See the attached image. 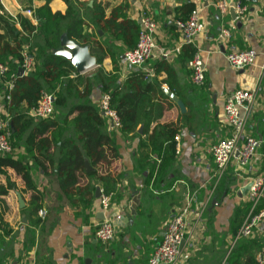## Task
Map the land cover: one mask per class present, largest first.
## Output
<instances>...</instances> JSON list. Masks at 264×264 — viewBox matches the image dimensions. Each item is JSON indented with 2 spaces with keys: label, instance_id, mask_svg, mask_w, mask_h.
<instances>
[{
  "label": "crops",
  "instance_id": "crops-1",
  "mask_svg": "<svg viewBox=\"0 0 264 264\" xmlns=\"http://www.w3.org/2000/svg\"><path fill=\"white\" fill-rule=\"evenodd\" d=\"M2 1V10L11 18L25 16L34 25L38 24L37 19L32 20L26 15L27 8L21 0ZM80 1L85 2L88 8L100 5L107 16L113 9L129 1L131 18L139 20L143 13H147L157 21V50L142 67L127 65L122 55L118 62V81L122 83L131 74L144 72L150 77V82L157 80L163 90L168 88L183 100L187 110L182 113L169 96L166 95L168 99L159 96L160 99L155 101L148 133H144L142 124L136 136H125L120 128L111 123L116 132L117 157L110 159V164L101 161L92 164L81 148L84 151V171L79 172L78 183L67 191L62 190L61 180L56 174L57 162L53 166L50 162H44L46 171L34 167L33 178L37 189L25 194L24 209L20 208L18 191L11 190L1 197L0 215L13 228V233L5 240L0 239V264H148L150 254L163 240V229L176 212L187 205L191 209L189 234L182 246L178 264H234L230 254L239 243V231L243 219L249 213L239 214V210H245L249 205L248 191L245 193L243 190L250 179L262 170L264 144L259 147L251 165L242 169L233 160L227 170L220 174L210 148L230 134L224 113L225 100L238 88H258L255 112L248 129L254 136L264 139V75L262 77L261 71L264 66V0L245 3L240 0ZM189 1L196 4L202 21L207 25L205 31L191 44L202 51L206 62L207 79L202 87L191 81L190 56L185 51L187 45L182 44L176 26L178 9ZM45 3L46 0H33L29 8L35 11ZM238 3L247 7L244 14H239ZM50 7L54 13L65 14L68 9L64 0H51ZM88 8H80V13L89 18L83 26L84 32H92L94 27L90 18L92 11ZM233 8L238 19L232 15ZM17 27L22 29L19 23ZM226 30L231 33V37L227 43H223L220 36ZM103 35L102 32L99 41H102ZM246 48L259 52L257 63L243 70L232 69L226 60V53ZM91 53L97 58V66L84 73L86 76L94 78L100 66L107 73L114 71L111 57L104 58L99 65L92 46ZM103 96L100 84H97L91 97L93 103L100 106ZM172 123L181 128L177 135L181 148L177 150L176 141V150L171 154L164 140L153 143L148 139L154 129ZM64 137L66 135L61 136ZM158 145L160 148L157 152L155 148ZM49 150L57 152V161L59 147L55 149L52 145ZM142 150L145 156L149 155L150 162L146 159L141 161L139 154ZM17 153L24 155L25 149H18ZM86 160L93 168L90 172L86 170ZM157 163L161 165L163 174L155 169ZM96 171L99 177L111 175L115 178L112 207L107 216L114 219L117 232L114 239L106 244L96 236L98 224L103 220L101 215L106 216L100 198L96 196L97 187L102 190L104 186L97 176H90ZM10 175L19 187L24 185L14 170L10 169ZM90 184L95 187L92 204L89 201L90 190L85 189ZM33 195L39 198L37 203L47 210L46 221L36 227L28 223V214L35 212L34 207L30 206ZM135 198L139 204L137 214L132 215L131 206ZM214 199L219 204L213 206ZM24 215L27 223L23 222ZM254 238L264 241V221ZM253 254L256 263H259L264 258V247ZM249 259V255H242L240 262L246 264Z\"/></svg>",
  "mask_w": 264,
  "mask_h": 264
},
{
  "label": "trees",
  "instance_id": "trees-1",
  "mask_svg": "<svg viewBox=\"0 0 264 264\" xmlns=\"http://www.w3.org/2000/svg\"><path fill=\"white\" fill-rule=\"evenodd\" d=\"M21 1L25 8L30 9L33 0ZM64 1L68 5L65 14L54 13L50 7L51 0H46L43 6L36 8L34 14L38 21L37 25L25 16H18L16 22L9 15L0 13V63L8 67L3 82L10 80L15 85L9 92L4 83L0 82V101L2 100L9 113L10 142L13 147L12 153L0 155V178L3 179L0 182V208L1 197L11 190L20 192L24 198L27 192L37 189L33 169L41 167L46 171L47 166L44 162H50L51 166L57 162L56 174L61 180L62 190L67 191L78 183L79 172L84 171V154L81 148L85 150L92 164L99 161L110 164V159L117 157L116 132L111 127L110 119L91 98L97 84H100L104 95L110 96V108L120 119V131L125 136L131 134L136 136L142 124L144 133H148L156 99H160L159 96L168 99L161 84L157 80L150 82V77L144 72L133 73L122 83L118 81V62L126 50L137 46L141 30L139 20L131 18L129 14V1L113 9L109 16L100 5L88 8L85 2L80 0ZM80 8L92 11L90 16L94 26L92 32L83 31V26L89 18L80 13ZM1 10L0 6V12ZM195 10L196 4L193 1L184 3L178 9L176 21L188 20ZM18 23L22 27L20 30L17 27ZM65 28L70 39L92 46L94 54L98 56L99 65L104 58L111 57L114 71L107 73L100 66L92 78L78 73L69 60L48 52L60 48L61 33ZM100 31L104 33L102 41L98 40ZM27 49L33 57L34 65L30 72L21 76L18 71L20 67L23 68L24 52ZM185 51L191 60L198 49L193 45H187ZM43 92L54 95V113L48 119L32 115V110L37 108ZM8 94L10 99H6ZM180 131V126L175 123L162 125L161 129L153 130L148 140L153 143L164 140L167 151L172 154L176 150V136ZM63 135L66 137L61 138ZM52 145L55 149L59 147L57 161L55 160L57 152L49 150ZM21 148L25 149L24 155L17 153ZM159 148L158 145L155 150L158 152ZM145 154V151H140L141 161L146 159L150 162L149 155ZM155 165H157L154 166L155 169L161 174V165L158 163ZM10 169L21 177L24 182L22 187L12 179ZM259 174H264V163L261 172L256 175ZM90 176L91 178L97 176L104 186L102 189L113 194L115 178L111 175L99 177L98 171L91 173ZM85 189L90 190L89 201L92 204L95 187L90 184ZM38 200L39 198L34 195L30 200V206L35 209V212L28 214V223L32 227L41 225L47 217L42 218L40 213L38 214L44 210L43 205L37 203ZM250 208L249 204L245 210H239V214L245 212L247 215ZM259 208H264V199L261 200ZM26 212L28 213V210ZM0 232L1 240H5L13 233V228L5 221L3 215H0ZM260 240L254 237L239 238L237 247L230 254L232 263L244 264L240 262L241 256L249 255L251 259L246 264H259L256 263L253 253L264 247V241ZM30 242L33 243V239Z\"/></svg>",
  "mask_w": 264,
  "mask_h": 264
},
{
  "label": "built area",
  "instance_id": "built-area-1",
  "mask_svg": "<svg viewBox=\"0 0 264 264\" xmlns=\"http://www.w3.org/2000/svg\"><path fill=\"white\" fill-rule=\"evenodd\" d=\"M201 2L204 0H193ZM252 0H247L250 2ZM3 3L0 0V5ZM237 9L239 14H244L247 10L246 6L238 3ZM1 14H6L3 10ZM26 15L35 20L34 11L25 10ZM17 22V18H12ZM141 19V30L137 46L124 52V62L131 67H142L153 56L157 50L156 32L158 30L157 21L147 13H143ZM176 26L183 45L194 44L196 37L205 31L207 25L202 21L200 11L196 10L186 21H177ZM231 37V33L226 30L220 36V41L227 43ZM168 56V55H166ZM259 58V52L255 49L233 50L226 53V60L229 66L235 70H243L247 67L254 66ZM34 61L27 49L24 52V74L30 72L33 68ZM191 71V81L194 85L202 87L206 84V62L202 51H197L189 62ZM264 69V66L262 67ZM8 72V67L4 63H0V82H3L4 76ZM8 91L14 89L13 81L3 82ZM6 99H10V95ZM258 99V88H238L234 90L225 100L224 113L226 123L230 128V134L219 139L210 148L217 166L218 173L225 172L233 160L237 161L240 168H246L251 165L252 161L257 157L258 149L262 143V139L254 136L248 129V124L255 112ZM100 107L114 127L120 128L121 121L116 113L110 108V96L104 95ZM54 113V95L49 92H43L36 108V116L40 119H48ZM10 118L9 113L0 101V155L13 152L10 142ZM179 136H176L177 150L181 145ZM251 187L248 191V201L251 205L249 213L241 225L239 236L250 238L256 235L260 224L264 221V208H259V204L264 199V174L255 175L250 179ZM100 202L102 210L105 212V218L98 224L96 236L98 240L104 244L112 241L117 232V225L107 212L112 207V194L101 190ZM190 206L178 210L168 223V230L163 237L162 242L150 254L148 264H178L182 256V242L187 239L189 234V216ZM42 218L47 216L46 210H41ZM260 264H264V258L259 260Z\"/></svg>",
  "mask_w": 264,
  "mask_h": 264
},
{
  "label": "water",
  "instance_id": "water-1",
  "mask_svg": "<svg viewBox=\"0 0 264 264\" xmlns=\"http://www.w3.org/2000/svg\"><path fill=\"white\" fill-rule=\"evenodd\" d=\"M231 12H232L234 19L239 18L238 14L236 13L235 8H233L231 10ZM141 22H142L141 19H139V23H141ZM100 34H102V31H100ZM48 52L57 54L59 56H62L65 59L69 60L72 63V65L74 66V68L76 69V71L80 74H84V73L88 72L89 70H91L97 66V58L94 55H92L91 46L89 44L82 45L78 41L70 39L68 36L66 28L63 29L62 33H61V46H60V48H58L56 50H48ZM122 58L124 59V55L122 56ZM18 74L23 76L24 75V68L20 67ZM164 91H165L167 96H169L173 101H175L177 103V105L180 107L182 113H185L187 109H186V105L183 102V100L179 99V97L176 94H174L171 90H169L168 88H164ZM103 114L105 115V113H103ZM32 115L36 116V109L32 110ZM142 130H143V128L141 127L140 132H142ZM81 150H82V152H84L83 149H81ZM85 166H86V170L88 172L93 170V168L90 165L88 160L85 161ZM250 187H251V182L248 183V185L245 187L243 192L246 193L247 191H249ZM17 195H18L20 208L24 209L26 206V202H25V200H24V198L20 192H18ZM96 196L98 198L101 197V188L100 187H97ZM138 204H139V201L137 198H135V202L131 206L132 215L137 214ZM215 204H219V201L217 199L213 200V206ZM101 217L103 219L105 218L103 214L101 215ZM23 222L27 223L26 215L23 216ZM131 222H132V220H131ZM167 230H168V226H166L163 229V231H162L163 236H165ZM185 242H186V240H184L182 242L181 247L185 244ZM227 264H229V263H227Z\"/></svg>",
  "mask_w": 264,
  "mask_h": 264
},
{
  "label": "rangeland",
  "instance_id": "rangeland-1",
  "mask_svg": "<svg viewBox=\"0 0 264 264\" xmlns=\"http://www.w3.org/2000/svg\"><path fill=\"white\" fill-rule=\"evenodd\" d=\"M247 49H249V48H246V50H247ZM250 49H251V48H250ZM261 71L263 72V74H262V77H263V75H264V69H263V70L261 69ZM262 77H261V79H262Z\"/></svg>",
  "mask_w": 264,
  "mask_h": 264
}]
</instances>
